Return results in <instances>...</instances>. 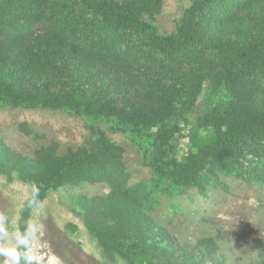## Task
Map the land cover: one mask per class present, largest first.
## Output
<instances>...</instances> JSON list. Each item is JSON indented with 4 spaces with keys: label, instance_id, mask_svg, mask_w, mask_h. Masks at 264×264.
<instances>
[{
    "label": "trees",
    "instance_id": "trees-1",
    "mask_svg": "<svg viewBox=\"0 0 264 264\" xmlns=\"http://www.w3.org/2000/svg\"><path fill=\"white\" fill-rule=\"evenodd\" d=\"M206 1L196 30L181 29L165 39L153 34V40L167 41L175 52L181 48L187 50L191 43L195 53L205 55L213 51L223 63L247 69L264 66V0ZM157 2L160 4L161 0ZM137 6L131 0H0V103L11 98L16 106L58 107L82 115L87 122L111 124L113 129L137 139L140 145L157 151L155 159L161 181L165 180L177 191L196 188L204 193L208 182L221 173L232 175L243 170L248 173L250 166L237 156L239 148L247 144L252 148L258 144L259 156L253 168L261 169L255 178L264 181V145H260L264 141V86L232 82L231 95L223 99L227 103L206 111L198 120V127L212 130L211 140L194 141L195 146L184 160L176 156V145L172 141L181 135L177 120L194 106L200 93V81L181 78L180 82L164 87L165 97L163 93L157 95L154 102L147 105H137L129 98L121 109L103 96L81 98L79 94L78 98L68 92L72 97L67 96L64 102L52 96L51 99L41 98L57 64L62 65L74 81L99 83L105 91L122 93L116 78L133 51L126 42L128 28L136 26L145 34L154 32L151 25L140 21ZM195 70L201 80L212 73L202 71L204 68ZM28 83L33 93L26 92ZM94 137L114 160L122 157L118 145L107 139L104 132ZM0 146V173L6 174L9 180L17 177L33 187L30 204L45 198L52 187L95 183L108 175L99 153L94 150L71 147L61 153L45 149L36 157H24ZM112 175L118 176L116 172ZM127 182L128 178H124L114 191L116 197H108L103 202H97L98 199L82 202L79 214L91 231L107 236L102 243L109 254L120 250L122 244L145 250L150 241L158 251L156 234L159 233L149 225L141 228L135 222L128 226L133 234L121 239L122 226L107 220L140 208L132 199L136 193L127 187ZM158 185L155 184L156 188L160 187ZM27 214L28 208L25 218ZM21 233L25 244L17 248L18 257L21 264H34L26 253L31 230L25 220L21 223ZM175 241L176 247L172 246L171 250L168 246L163 248L167 264H224L213 237L181 246Z\"/></svg>",
    "mask_w": 264,
    "mask_h": 264
},
{
    "label": "rangeland",
    "instance_id": "rangeland-1",
    "mask_svg": "<svg viewBox=\"0 0 264 264\" xmlns=\"http://www.w3.org/2000/svg\"><path fill=\"white\" fill-rule=\"evenodd\" d=\"M131 1L138 5L140 21L151 25L154 32L145 34L136 26L128 28L126 42L133 51L116 78L123 92L110 93L99 83L74 81L63 66L57 64L41 98L51 99L52 96L64 102L70 96L68 92L78 98L103 96L121 109L129 98L137 105H147L154 102L157 95L163 93L165 97L164 87L180 82L181 78L200 81V93L194 106L177 120L181 135L172 141L176 145V156L184 160L195 146L194 141L209 142L213 135L211 129L198 127L200 116L227 103L223 99L231 95L232 82L264 86V66L247 69L223 63L213 51L205 55L195 53L191 43L187 50L181 48L175 52L167 41L153 40V34L165 39L181 29L196 30L202 8L208 3L206 0H161L160 4L157 0ZM193 7L196 10H192ZM201 68L212 72L203 80L195 70ZM27 86L26 92L33 93L30 83ZM14 102L10 98L0 103V145L6 150L24 157H36L45 149L61 153L71 147L94 150L99 153L108 175L95 183L52 187L45 198L30 204L33 187L17 177L9 180L6 174L0 173V264H21L17 248L25 244L21 233L23 220L31 230L26 253L34 264H167L164 246L171 250L172 246L176 247L175 240L181 246L204 237L217 241L224 264H261L264 260V181L255 178L261 169L253 168L259 156L258 144L254 148L247 144L238 150L241 162L250 166L248 173L244 170L232 175L221 173L208 182L204 193L196 188L177 191L165 180L161 181L155 159L157 151L140 145L137 139L113 129L111 124L87 122L82 115L58 107H23ZM100 131L118 145L122 157L114 160L109 156L94 137ZM260 145H264V141ZM114 172L120 178L112 175ZM124 178H128L127 187L136 193L132 199L141 209L134 208V212L119 213L107 220L122 226L121 239L133 234L128 229L133 223L138 222L141 228L149 225L159 233L156 234L158 251L150 241L145 250L122 244L120 250L109 254L102 243L107 236L91 231L79 214L87 200L103 202L108 197H116L114 191ZM155 184L160 187L156 188Z\"/></svg>",
    "mask_w": 264,
    "mask_h": 264
}]
</instances>
